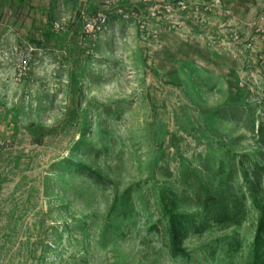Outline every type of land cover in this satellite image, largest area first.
<instances>
[{
  "label": "rangeland",
  "instance_id": "obj_1",
  "mask_svg": "<svg viewBox=\"0 0 264 264\" xmlns=\"http://www.w3.org/2000/svg\"><path fill=\"white\" fill-rule=\"evenodd\" d=\"M62 1L0 0L18 81L0 102V264H264V12L237 23L204 0L144 17L158 37L117 15L76 58ZM190 19L201 34L175 35ZM101 40L113 55L93 61Z\"/></svg>",
  "mask_w": 264,
  "mask_h": 264
},
{
  "label": "crops",
  "instance_id": "obj_2",
  "mask_svg": "<svg viewBox=\"0 0 264 264\" xmlns=\"http://www.w3.org/2000/svg\"><path fill=\"white\" fill-rule=\"evenodd\" d=\"M112 0H64L63 8L65 12L64 20H69L70 24L67 29L61 34V38L63 40V49H66V45L73 47V43L71 41H75L76 45H74V49H72L71 53L76 56V58H81L79 46L81 43V30L83 28V23L85 20V16L87 14H94L98 11H104L109 13L113 21L117 22L120 17L113 13V5L111 4ZM204 0H122V5L127 8V10L134 11L136 14H140L141 17L149 16L151 13V9L156 6H166L171 5L174 8L172 15H177V22H180V15L186 13L182 10L181 6H188L190 4H197ZM232 7V15L235 18V22H243L244 19L246 20H253L256 17L264 12V0H226L225 6ZM218 18H223L224 21H228L229 15L225 14L224 11H219ZM135 15H131L130 18L135 20ZM200 24H198L195 20L190 19V23L188 26L181 29L182 32H178L175 35L177 36H195L197 37L198 34H201ZM166 36L170 34L169 32L165 31L164 33ZM163 34V35H164ZM109 34L106 32L104 36H108ZM124 36L129 35V32H124ZM138 35V30H137ZM114 38V35H113ZM106 52L108 56L112 57L113 51L109 48V45L106 46L104 44V40H101L100 45L95 49L93 57V61L97 60V57L102 53ZM134 52V51H133ZM92 55H90L91 57ZM17 71L16 68L13 66H5V64H0V102L5 103L7 98L3 97L4 87H7L9 83H7L5 79H11V81H16ZM10 77V78H9Z\"/></svg>",
  "mask_w": 264,
  "mask_h": 264
},
{
  "label": "built area",
  "instance_id": "obj_3",
  "mask_svg": "<svg viewBox=\"0 0 264 264\" xmlns=\"http://www.w3.org/2000/svg\"><path fill=\"white\" fill-rule=\"evenodd\" d=\"M219 3H221V0H211L204 2V6L202 7V9L206 12L207 11L211 12L213 11L212 6L219 5ZM111 4L114 7L113 13L116 15L125 16V17H130L131 15H135L136 16L135 18L136 19L138 18L139 22L141 23L140 26L143 34H147L148 36H154V37H158L160 35V30L152 29L150 20L141 17L140 14H136L134 11L130 12L129 10H127V8L122 5V0H112ZM163 11L165 12L164 14L166 15V13L168 12H173L174 8L171 5H166L164 8L153 7L151 9L150 16L152 18H160L161 16L159 14L163 13ZM111 18L112 16L104 11H98L94 14H87L85 16L84 26L82 30L83 39H85L86 41L94 42L98 38L99 34L106 28V25L109 23ZM175 26L176 25L173 23L171 28H174ZM17 52H19V48H14V50H12L13 54ZM262 59L264 62V55H262ZM23 64L24 65H22V67L20 68L21 75L26 74L27 70H29V67L27 66V64L29 63L25 62Z\"/></svg>",
  "mask_w": 264,
  "mask_h": 264
},
{
  "label": "trees",
  "instance_id": "obj_4",
  "mask_svg": "<svg viewBox=\"0 0 264 264\" xmlns=\"http://www.w3.org/2000/svg\"><path fill=\"white\" fill-rule=\"evenodd\" d=\"M82 30H83V28H82ZM82 30H81V35H82Z\"/></svg>",
  "mask_w": 264,
  "mask_h": 264
}]
</instances>
